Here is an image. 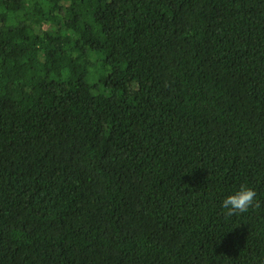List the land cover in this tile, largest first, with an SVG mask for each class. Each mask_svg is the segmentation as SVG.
<instances>
[{
    "label": "trees",
    "instance_id": "16d2710c",
    "mask_svg": "<svg viewBox=\"0 0 264 264\" xmlns=\"http://www.w3.org/2000/svg\"><path fill=\"white\" fill-rule=\"evenodd\" d=\"M0 264H264V0H0Z\"/></svg>",
    "mask_w": 264,
    "mask_h": 264
},
{
    "label": "clouds",
    "instance_id": "9594fccd",
    "mask_svg": "<svg viewBox=\"0 0 264 264\" xmlns=\"http://www.w3.org/2000/svg\"><path fill=\"white\" fill-rule=\"evenodd\" d=\"M257 193L248 186H241L234 194L228 195L222 201L227 217L248 213L250 209H259L261 204L256 200Z\"/></svg>",
    "mask_w": 264,
    "mask_h": 264
}]
</instances>
